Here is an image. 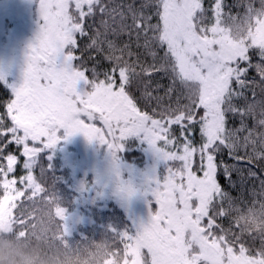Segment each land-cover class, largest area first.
<instances>
[{
	"label": "snow or ice",
	"instance_id": "1",
	"mask_svg": "<svg viewBox=\"0 0 264 264\" xmlns=\"http://www.w3.org/2000/svg\"><path fill=\"white\" fill-rule=\"evenodd\" d=\"M39 13L3 102L0 150L19 146L22 163L13 174L9 151L0 164V231L42 221L67 244L40 164L61 130L114 152L142 134L166 173L148 223L115 232L105 264H264V231L242 233L232 216L264 211V0H39Z\"/></svg>",
	"mask_w": 264,
	"mask_h": 264
},
{
	"label": "trees",
	"instance_id": "2",
	"mask_svg": "<svg viewBox=\"0 0 264 264\" xmlns=\"http://www.w3.org/2000/svg\"><path fill=\"white\" fill-rule=\"evenodd\" d=\"M4 1L8 0H0ZM235 2L238 0H227L229 4ZM232 10L237 11L236 8ZM91 66L90 63L87 65L88 68ZM3 76L0 78V91L6 92L7 95L0 98V119L6 115L3 102L11 98L12 80ZM159 83L162 86L160 92L163 94V89L170 80L166 76H161ZM165 102L167 103V97ZM97 124L99 126V122ZM60 136L56 145L42 153L40 164L42 171L47 174L45 179L50 195L64 210V226L67 229L64 239L67 244L78 247L110 241L115 232L128 231L132 235L140 225L147 224L150 213L155 211L150 188L156 180L162 181L166 171H148L152 169L153 163L149 158V145L143 136L125 138L119 151L104 148V159L98 157L100 151L98 141H90L80 133L65 136L62 130ZM66 140L72 142L73 148H76L74 161L68 155ZM18 148L19 146L12 144L7 151L0 150V164H6L3 157L9 151L18 156V165L13 174L19 173V164L22 163ZM97 168L99 171L96 174ZM83 173L85 178L81 177ZM34 175H39L38 167L34 169ZM92 187H96V190ZM97 187H102V191ZM125 188L130 191L125 192L123 190ZM232 194L236 195V192L233 191ZM129 201L134 202L133 209L129 208ZM232 216L242 233L264 231V211L258 208L241 207L236 209ZM111 222L114 226L103 227L104 224ZM256 243L258 244L259 240ZM114 247L122 255L123 245L119 243V239L116 240Z\"/></svg>",
	"mask_w": 264,
	"mask_h": 264
},
{
	"label": "rangeland",
	"instance_id": "3",
	"mask_svg": "<svg viewBox=\"0 0 264 264\" xmlns=\"http://www.w3.org/2000/svg\"><path fill=\"white\" fill-rule=\"evenodd\" d=\"M41 23L38 0H8L0 2V78L3 75V78H10L12 80L11 86L18 87L23 82L26 55L29 46L36 42ZM139 135L142 136V134ZM148 145L149 158L153 163L152 169L148 171H166V162L159 158L153 146L149 143ZM65 146L68 148V155L74 161L76 148H73V143L68 140H66ZM99 147L98 157L104 159V148L107 146L99 143ZM97 171H99V168L95 171L96 174ZM78 176L80 177V174ZM78 176L76 175L77 179L79 178ZM81 177H84V173ZM97 188H101L102 191V187ZM92 189L96 190V187H92ZM133 203V201L128 202L129 208H134ZM109 225L114 226V223L104 224L103 227H109Z\"/></svg>",
	"mask_w": 264,
	"mask_h": 264
},
{
	"label": "clouds",
	"instance_id": "4",
	"mask_svg": "<svg viewBox=\"0 0 264 264\" xmlns=\"http://www.w3.org/2000/svg\"><path fill=\"white\" fill-rule=\"evenodd\" d=\"M110 254L109 241L78 247L54 241L42 221L22 236L0 231V264H105Z\"/></svg>",
	"mask_w": 264,
	"mask_h": 264
}]
</instances>
